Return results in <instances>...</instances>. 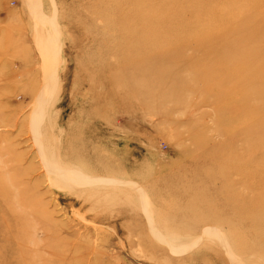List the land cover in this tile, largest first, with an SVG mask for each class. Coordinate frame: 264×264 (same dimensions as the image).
Listing matches in <instances>:
<instances>
[{
    "label": "rangeland",
    "instance_id": "rangeland-1",
    "mask_svg": "<svg viewBox=\"0 0 264 264\" xmlns=\"http://www.w3.org/2000/svg\"><path fill=\"white\" fill-rule=\"evenodd\" d=\"M0 264H264V0H0Z\"/></svg>",
    "mask_w": 264,
    "mask_h": 264
},
{
    "label": "bare ground",
    "instance_id": "bare-ground-1",
    "mask_svg": "<svg viewBox=\"0 0 264 264\" xmlns=\"http://www.w3.org/2000/svg\"><path fill=\"white\" fill-rule=\"evenodd\" d=\"M41 21L44 24L46 23L45 19H41ZM56 30H57L56 26L52 28V32L54 34H55ZM48 34H51L50 30L48 31ZM56 78H57V75H54L51 77V79L47 80V82L45 83L43 92L41 93V96L39 98V105L37 106V110L35 112V119L38 122L37 124H39L40 122L43 121V118L45 116L44 114H45L46 104H47L46 101H47V98L52 97L54 94V86L56 84ZM35 125H36V123H35ZM42 136H43V134L40 133V136H39V138L41 137V143L40 144L43 145V150L45 151L44 154H43V152H42V154H43L46 165H48V167L53 169L52 171H54V172H52V173L55 174L56 184L59 187H61L62 189L71 190L78 185H80V186L84 185L85 186V184L87 185V184L96 183L94 181L95 179H93L91 177H88L86 175L75 174V173H72L68 168H62L61 163L59 161V157L56 153V149H54L55 152H52L51 154H48L46 152L47 147L44 146V144H43L44 139L42 138ZM205 233L207 234V236H211V233L216 234L217 232L212 230V229H207V230H205ZM180 251H183V250H180Z\"/></svg>",
    "mask_w": 264,
    "mask_h": 264
},
{
    "label": "crops",
    "instance_id": "crops-1",
    "mask_svg": "<svg viewBox=\"0 0 264 264\" xmlns=\"http://www.w3.org/2000/svg\"><path fill=\"white\" fill-rule=\"evenodd\" d=\"M205 230V229H204ZM182 237H185V236H182Z\"/></svg>",
    "mask_w": 264,
    "mask_h": 264
}]
</instances>
